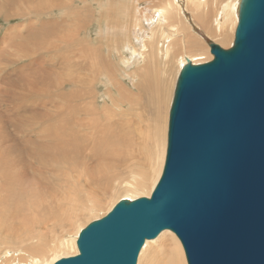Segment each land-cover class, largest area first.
I'll return each mask as SVG.
<instances>
[{"label":"bare ground","instance_id":"1","mask_svg":"<svg viewBox=\"0 0 264 264\" xmlns=\"http://www.w3.org/2000/svg\"><path fill=\"white\" fill-rule=\"evenodd\" d=\"M8 1L10 0H0V17L5 20L14 16L25 19L32 15L37 19H47L40 22L37 30H31L30 24L27 32L17 35L15 41L9 38L10 46L23 45L26 42L35 44L42 32H46L52 40L45 48L35 50L31 56H25V61L20 64L16 63L18 60L4 57L8 50L3 48L2 41L9 37V31L0 40V105L6 104L3 102L5 100L14 99L24 103L27 96L16 93L19 91L17 89H22L23 86L29 88L33 83L35 87L38 82L47 84L50 88L48 93H45L48 100L44 102H31L32 106L28 108L23 103H20V106L16 104L17 108L12 107V112L9 111L7 114L0 108V226L3 218L13 223L15 219L24 217L20 212L25 208L30 213L40 212L38 202L33 198L37 193L34 194L32 191L34 185L46 188L48 183L42 178L38 179L42 171L39 168L40 173L37 175V165L34 163L37 161L42 168L51 169L48 166L58 154L68 163L75 158V154L79 157L82 153L86 155L85 161L78 162L84 165L86 172L78 171V164L76 167L68 165L63 170L65 174L62 178L70 180L68 171H74V174L78 175L75 177L78 179L76 183L80 180L82 183L73 185H77L75 186L77 190L87 194L86 198L91 201V208L96 207L100 191L98 188L97 192L91 189H95L94 185H101L98 183L101 180L102 183L111 186V191L123 189V194L116 198L118 200L122 198L134 200L142 196L149 198L161 174L166 150L165 137L161 138V130L165 135L166 127L164 120L161 129V112L167 106L169 87L162 75L168 73V65L172 61L177 64L178 74L187 60L195 64L210 60L212 54L208 47L211 40L218 43V39L222 46L231 42L234 37L233 29L235 30L237 24L239 0H102L101 4L98 2V11L106 7V12L103 16L105 25H101L103 30L100 28L97 33L105 32L112 38L113 32L122 35L119 55L120 49L128 53V56H121L119 70L104 59L96 61V66L103 72L99 80L104 86L102 93L98 91L97 81L84 78L82 74L87 67L82 60L75 58L82 53L92 54L98 50L91 41H84L87 36L80 35L88 31V25L80 27L78 24L67 29L71 23L76 24L83 20V11L92 10L88 0H32L35 5L23 0L27 2V8L18 13L4 11ZM113 3L115 4L112 5ZM57 12L58 15L55 14ZM48 18L54 19L49 21ZM127 22L132 31L131 35L129 30L123 32L116 29L119 26L123 27ZM124 27L127 29V24ZM194 27L201 30L195 33L192 30ZM201 55H205V58ZM61 71L71 76L72 83L68 89L60 86L63 77L52 80L53 75ZM150 71L159 73L160 77L156 79L161 85L157 90L154 89L156 90L154 95L147 96L149 93L147 89L152 82L147 75ZM123 72L131 75L130 82L138 90V96H134L135 92L123 83L121 79ZM36 90L34 88L32 91L35 96L42 94ZM24 112H28V115L25 116ZM133 112H137V115L133 116ZM166 115L167 110L165 119ZM8 126L14 127L13 133L6 130ZM21 126L29 127L20 129ZM105 126L110 128L108 132L103 130ZM152 127L156 133L151 132ZM117 133L125 134L127 139H117ZM149 133L153 136L154 148L156 146L154 149L156 156L154 155L152 159L150 150L147 153L137 150L135 142V135L148 136ZM46 140L52 143H47ZM143 155L149 158V162L146 157L144 158L148 162L144 167ZM47 160L50 165L46 164ZM104 167L106 169L102 170ZM72 182L63 181V185H70ZM104 191L105 189L101 190ZM77 195L78 192L73 194ZM63 197L62 195L61 198ZM113 205L114 202L108 207L107 212ZM62 217L64 218V215ZM78 226L75 234L73 233L74 236L72 232L71 234L67 232L69 234L65 236L66 238L62 236L50 241H41L38 235H42L41 232L44 234V231L37 233V237L32 235L29 238H15V243L21 242V246L14 243L19 248H14L13 244L10 247L2 245L4 247L0 248V264H53L61 257L76 255L78 253L76 240L83 224ZM47 228L49 229V226ZM58 228L62 230L63 226L61 228L60 225ZM33 230L34 228L29 233ZM54 230L57 231L56 228ZM44 235L47 236L46 232ZM34 239V245L25 244L26 241ZM180 245L170 230H162L155 238L144 242L137 264H187ZM19 250H22L21 253H18Z\"/></svg>","mask_w":264,"mask_h":264},{"label":"water","instance_id":"2","mask_svg":"<svg viewBox=\"0 0 264 264\" xmlns=\"http://www.w3.org/2000/svg\"><path fill=\"white\" fill-rule=\"evenodd\" d=\"M175 80L163 168L149 198H122L53 264H136L162 230L187 264H264V0H239L232 45Z\"/></svg>","mask_w":264,"mask_h":264},{"label":"rangeland","instance_id":"3","mask_svg":"<svg viewBox=\"0 0 264 264\" xmlns=\"http://www.w3.org/2000/svg\"><path fill=\"white\" fill-rule=\"evenodd\" d=\"M27 1H28L29 4L35 5L32 2V0H27ZM88 1H89V4H90V8L92 10H88L86 12L83 11V14H84L83 15V20L80 21L79 23L76 22V24L71 23L67 27V29L69 30V28H74L78 24H79L78 26H80V27L82 25H88L87 26L88 31L86 33H84V34L81 33L80 35L87 36V38H85L84 41L85 42H90L91 41L94 46H97L98 50H97L96 53H92V54L82 53L81 55H77L75 58L77 60H82L84 62V64L86 65V67H87L85 72H83V74H82L84 76V78L86 80L87 79H94L95 81H97L99 83V85H98L99 90L98 91H99V93H102V88H104V86L101 85L99 80L102 77V73L103 72L101 71V69H99L96 66V61L99 60V59H104L111 66H114L117 70H119L120 66H121V62H120L121 56L122 55L123 56L124 55L128 56V53L124 49H120V55H119V48H120V44H121V39H122L121 36L122 35H119V34L113 32L112 33L113 38H112L110 34L106 35L105 32H102L103 34H101L100 32L97 33V30L98 29L100 30L101 25H105V20H104L103 16H104V12H106L105 11L106 7L102 8L100 6L102 9H100L98 11L99 8H98V4L97 3L99 2L101 4L102 2H100V1H102V0H96V1L88 0ZM114 4L115 3H113L112 5H114ZM86 5L88 6V4H86ZM26 8H27V2L26 1H23V0H10V1H8L6 3V9L4 11L5 12L18 13V12H23ZM69 12H70V10H69ZM1 14H3V13H1ZM55 14L58 15V12L55 13ZM52 19H54V18H48L49 21L52 20ZM45 21H47L46 18H38L37 19L33 15L31 17H28V18H25V19L20 18L18 16H14V17L9 18L8 20H5L2 17H0V40L3 38V36H5L6 32L9 31L8 33L10 34L7 39H4L2 41L3 48L8 50V53L4 57L8 58V59L9 58L15 59V61L18 60V62L16 61V63L20 64V63L25 61V59H24L25 56H31L34 53L35 50H37V49L41 50V49L45 48L52 40L51 37L46 32H42L41 33L40 37L37 39V43H35V44L32 43V42H26L23 45H17V44L13 45V46L9 45V41H10L9 38H11V39H13L15 41L17 39V37H16L17 35L24 34V33L27 32V29L30 26V24H31V30H37L39 28V26H40L39 25L40 22H45ZM126 24L128 26L127 29H125V27H124ZM126 24L123 27L119 26V28H116V29H118L120 31H123V32H127L129 30V33L131 35L132 31H131V28L129 27V22H127ZM110 25H112V23H110ZM112 27H115V26H112ZM12 30H14V31H12ZM192 30H193V32L195 31V33H197L201 29L200 28L197 29L196 27H194V28H192ZM10 32H13V33H10ZM233 32H234V29H233ZM105 35H106V37H105ZM214 38L217 39L219 37H217V38L214 37ZM206 40H208V39L206 38ZM232 40H233V37H232ZM232 40L228 44L224 43L225 47L222 46L221 44H219V40L218 39H217L218 43L213 41V40H211V41H213L214 43H217L218 45H220L223 48H229L232 45ZM202 41L204 43V39L203 38H202ZM138 49H141V48H138ZM208 49H209V47H208ZM208 52H209V50L207 51V53ZM100 55H101V58H100ZM203 56L205 58V55H201L202 58H203ZM43 57L47 58L45 55H43ZM2 66H3V64H2ZM168 66H169L168 73L166 72V74L164 73V75H162L165 80L161 77V79H163L168 84V87H169V90H168L169 91L168 92V101L166 103L167 106H166V109L165 108L162 109V112H161V114H162V116H161V124H162L161 129H163L164 120H165L164 125L166 126L165 127V135H164L163 130H161V138H163V136L165 137V146H166V135H167L168 111H169V106H170V102H171V98H172V93H173L175 80H176L177 75H178L177 74V64H176L175 61H172L171 63H169ZM87 72H89L90 74L87 73ZM91 72H92V74H91ZM93 72H94L95 75H93ZM100 72H101V74H99ZM121 72H122V69H121ZM158 74L159 73H156V72H153V71H150V72L147 73L148 79L152 80V82L150 83V86L147 89L148 92H149L147 94V96H149L150 94L154 95L153 93H155L156 90L161 85V83H159V81H157V79H156L157 77H160V75H158ZM175 74H177V75L175 76ZM94 76H96V77H94ZM59 77H63L64 78V80L60 82L61 88H64V89L70 88L71 83H72L71 82V80H72L71 76L67 75L65 73V71H61L59 74L53 75L52 80H57ZM121 79H122L124 84H126L130 89H132L131 91L135 92L134 96H138V90L130 82L131 81V75L129 73H127V72H123L121 74ZM31 87H33V83L30 85L29 88L27 86H23L22 89H20V88L17 89L19 91H17L16 93H18L19 95L25 94L27 96L25 98V100H24V103H23V101L21 102V100H19V99H14V101L5 100L3 102H6V104L5 103H1V105H0L1 110L4 111L5 114H7V112H9V111H10V113L12 112V110H13L12 107L15 109V108H17L15 106H17V105L20 106V103H23V105H26L25 107L28 108L29 106H32V104H30L31 102L39 103V102H44V101L48 100V98L45 95V93L47 94L48 91L50 90V88L47 86V84L44 85V83L36 82V86L33 87V88H31ZM34 88H36L37 89L36 91H39L42 94L38 95V96H35V93H32ZM154 89H156V90H154ZM152 91H154V92H152ZM100 98L98 99L99 103H100V100H101ZM36 100H38V101H36ZM169 100H170V102H169ZM59 102L62 103V101H59ZM168 102H169V106H168ZM4 107H5V109H4ZM166 110H167V115H166V119H165V111ZM23 114L25 116H27L28 112H26V113L24 112ZM132 115L133 116L137 115V112L136 113L133 112ZM146 116L148 117V112H147ZM151 119H152V116H151ZM27 127H29V126H21L20 129H23V128L24 129H28ZM153 128L154 127H152L151 132L152 133H156L155 129H153ZM13 129H14V127H12V126L6 127V130H8L11 133H13ZM109 129L110 128L107 127V126L103 127V130L106 131V132H108ZM116 135H117L116 136L117 139H119V140H126L127 139V137L123 133H117ZM46 142L47 143H52V141H50V140H46ZM135 142H136V149L137 150H141L143 153H147L150 150L151 159L156 156V151L154 150L156 148V146L154 148V140H153V136H152L151 133H149L148 136L135 135ZM75 155H76L75 158H72L69 161V163L66 162L65 159L60 154L56 155L54 160L51 161V165L49 164V162L47 160L46 164L50 165L48 167L51 168V169L42 168L39 165V163L37 164V161H36V163H34V164L37 165V175H38V173H40L38 171L39 168L42 171V174H40L38 179L42 178V179H44L45 182L48 183L47 184L48 187H46V188L42 187V186L34 185V187L36 189L34 188L33 191H32V193H34V194L37 193V194L34 195L33 198H36V202H38L37 207H38V209H40V212L33 211V213L32 212L30 213V211L27 210V208H25L23 211L20 212L21 216L24 215V217L22 216V217H20L21 219L18 218L17 220L13 219L14 220L13 223L8 221V219L3 218L2 221H1V226H0V240L2 239L1 242H0V244H1L0 248H3L6 245L8 247H10V245L12 246L13 243L15 245L20 244L19 246H21V242L15 243V238H19V237L29 238L32 235H33V237H37V235L40 234L41 231H44V234H45V232L47 234V236H46V235L43 234V232H41L42 235L41 234L38 235V237L40 236L41 241L42 240L43 241H50L53 238H60L62 236H64V237L66 236L67 237V234H69L70 232H72V234L73 233L75 234L74 231L76 229H78V227H79L78 225L83 224V227H84L90 221L104 216L106 214L107 210H108V207L111 205V203L112 202H114V204L117 203L118 199H116V198H119L118 196L122 195L123 192H124L122 188H119V190H112L111 191L110 190V187H111L110 185L102 183L101 182L102 180L98 181V183L101 184V185H94L95 189L92 188L91 190L97 192L96 188L100 189V191L98 192V195H97V199L100 200V201L97 200L96 207L94 208V206H93V208H91L92 207L91 204H90L91 201L87 200V198H86L87 194H84L82 191L77 190L75 188V186L80 185L82 183L81 180H80V182L76 183L78 181V179H76L75 177L78 176V175H75L74 171H68V175L70 177V180H67L66 178L64 180L62 178V176L65 174L63 172V170L66 169L65 168L66 166H68V165L71 166L72 165V166L76 167L78 162H79V160L85 161L84 159H86V155L84 153L80 154L81 158L79 157V155H77V154H75ZM146 156L147 155H143V157H142V162H144V164H145V165L144 164L142 165L143 167L146 166L148 164V162H149V158H147ZM145 157L147 158L148 162H147L146 159H144ZM142 166H140V167H142ZM105 167L101 168V169L102 170L106 169ZM77 168H78V171L86 172V169L84 168V165H82V164H78ZM44 169H45V172L43 171ZM78 171H77V174H78ZM17 172H18V170L16 171V174H17ZM92 174H94V173L92 172ZM72 179H74L73 182H72ZM38 181L41 182V180H38ZM63 181L72 182V183L70 185H67V184L63 185ZM75 183L77 185H73ZM103 189H105V191L101 192V190H103ZM37 191H39V192H37ZM76 192H78V195L77 196H73V194H75ZM62 195L64 196L63 198H61ZM56 196H57L58 199L56 198ZM52 199L54 201H52ZM59 199H60V201H59ZM73 199H74V201H73ZM56 201H58V202H56ZM54 203H55V205H54ZM0 205H1V202H0ZM55 207H57V208H55ZM65 210H66V213H65ZM67 210H68V212H67ZM61 212L63 214H61ZM63 215H64V218L62 217ZM25 216H26V218H25ZM32 216H35V217H32ZM36 216H37V218H36ZM66 216H67V218H66ZM59 217L60 218L62 217L61 220H60ZM28 218H30V219H28ZM30 220H32V221H30ZM38 220H40L41 222L39 223ZM50 220L53 221V222H51ZM54 220L60 221V222H56ZM64 221H65V223H64ZM22 222H24V224L27 227H25V225ZM37 223H39V224H37ZM51 225H53L54 227L51 226ZM60 225H61V228L63 226L62 230L60 228H58V226L60 227ZM29 226H31V227L29 228ZM41 226L43 227V230H42ZM48 226H49V229L47 228ZM50 227H52L53 229H50ZM15 228H16V230H15ZM32 228H34V230L31 233H29V231ZM55 228H56L57 231L54 230ZM38 229H40V231ZM59 229L61 230L60 232H59ZM64 229H66V230L68 229V230L66 231ZM52 230H53V233H52ZM48 232L51 235L48 234ZM67 232H69V233H67ZM57 234H58L59 237H57ZM74 234H73V236H74ZM46 237H47V239H46ZM70 237H71V235H70ZM34 242H35V239L32 240V241L31 240L30 241H26L25 244L34 245ZM14 244H13L14 248L18 247V246H15ZM2 245H4V246H2ZM181 249H182V247H181ZM19 251H18V253H21L22 250H19ZM14 254H16V253H14ZM136 264H137V262H136Z\"/></svg>","mask_w":264,"mask_h":264}]
</instances>
